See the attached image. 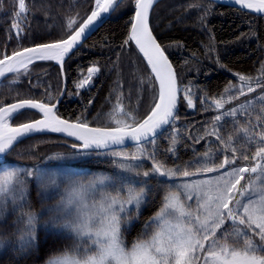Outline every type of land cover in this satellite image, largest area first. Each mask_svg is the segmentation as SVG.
Masks as SVG:
<instances>
[{
    "label": "snow or ice",
    "instance_id": "snow-or-ice-1",
    "mask_svg": "<svg viewBox=\"0 0 264 264\" xmlns=\"http://www.w3.org/2000/svg\"><path fill=\"white\" fill-rule=\"evenodd\" d=\"M133 2L134 14L128 21L124 44L135 43L154 74V81L159 83L154 106L142 120L137 121L134 113L124 109L120 97L110 113L109 123L115 126L107 127H90L80 117L76 122L62 119L56 112L57 105L51 102L0 101V219L17 213L14 223L18 225L14 240L0 236V256L11 246L18 261L35 254L52 235L65 236L73 244L49 256L45 264H264V85L256 79L261 95L227 110L226 105L256 91L251 86L254 78L237 74L239 85L230 82L216 97L207 94L199 97L205 111L218 110L219 114L203 129V135L190 134L188 138L199 144L214 136L219 143L215 148L209 147L202 154L194 155L185 162L183 171L179 165L166 167L164 161L157 159L156 151L150 152L144 145L150 144L155 149L156 137L163 128L178 121L176 113L181 91L188 107H194L193 92L187 87L180 88L165 48L153 35L150 13L157 0ZM234 3L242 9L264 13V0H234ZM119 4L120 0H93L86 19L79 23L69 18L61 38L14 50L11 54L7 51L0 54V77L21 70L26 72L35 61L53 60L63 67L65 58ZM17 8L10 30H15L19 38L28 11L26 0H17ZM99 71V67L90 66L87 75L76 84L77 89L90 86ZM232 92L237 95H229ZM256 102L261 105L260 114L253 122L250 109ZM26 110H36L40 118L16 126L9 123ZM116 116L125 119H116ZM238 116L249 117L247 125L237 129L243 133L239 144L236 136L230 134L225 138L218 127L225 117ZM42 131L66 133L82 142L73 145L79 149L70 158L73 160H87L93 150L122 145L128 139L136 142V152L113 151L110 155L121 157L123 161L151 160L152 165L141 173L138 169L142 164L113 160L122 173H133L131 178L122 174L87 173L60 176L38 166H10V162L4 160L15 143ZM177 144L174 127L166 151L174 154ZM194 163L195 170H189ZM157 176L180 177L183 183L169 184L160 209L145 222L144 231L128 247L123 234L138 219L152 190L149 180ZM32 182L41 199L50 200L57 195L59 199L52 205L42 206L39 212L32 210L29 202ZM133 208L135 215H132ZM46 214L48 218L41 222L40 218ZM41 228L45 233L43 241L39 235ZM149 228H152L150 235Z\"/></svg>",
    "mask_w": 264,
    "mask_h": 264
},
{
    "label": "trees",
    "instance_id": "trees-1",
    "mask_svg": "<svg viewBox=\"0 0 264 264\" xmlns=\"http://www.w3.org/2000/svg\"><path fill=\"white\" fill-rule=\"evenodd\" d=\"M92 3L93 0H26L28 11L21 25L23 33L18 38L15 30H10L14 13L18 10L17 0H0V54L5 51L10 54L31 44L61 38L69 18L81 23L91 12ZM133 12V0H123L112 16L65 60L66 90L56 108L59 116L75 121L80 117L82 122L89 125L107 127L115 126L114 123L110 125L109 121L110 113L117 104V97L121 98L120 103L127 112L134 113L137 121L142 120L154 106L153 100L157 97L156 82L132 44H124L128 34V21ZM79 23L76 24L77 27ZM150 27L176 69L180 88L192 90L194 107H188L181 91L176 113L178 121L156 137L155 149L148 144L147 150H155L157 159L164 161L166 167L179 165L183 171L185 162L192 160L194 155L202 154L209 147L215 148L219 143L214 136L199 144H194L188 138L190 134L193 137L203 135V129L219 114L218 110L205 111L199 97L205 94L216 97L223 93L230 82L239 85L237 74L254 78L251 86L256 91L226 105L225 109L261 93L255 80L259 79L264 85V17L209 0H158L151 9ZM93 65L99 67L100 71L93 76L90 86L77 89L76 84L87 75V69ZM61 88L59 68L51 61H37L29 65L26 72L21 70L11 74L0 84V101L11 103L17 99H36L53 103ZM259 107L250 109L253 122ZM36 117V112L26 110L17 115L12 123L18 124ZM238 117L235 118L237 128L246 126L249 117ZM115 118L125 119L122 116ZM233 121L232 117H225L218 125L225 138L233 135ZM174 127L178 134V144L172 154L166 149L171 144ZM241 141L242 138L237 139L238 144ZM64 142L70 141L54 134L28 137L16 143L4 156V160L27 166L45 163L49 154L69 150ZM114 160L117 163L123 162ZM135 164L143 165L138 169L142 173L151 167L152 161L140 160ZM73 165L88 175L134 176L133 173H122L113 164V159L109 158L91 156L87 160L73 162ZM195 167L194 163L189 170L194 171ZM180 180L166 181L160 176L149 180L152 190L147 202L140 209L132 228L123 234L128 247L144 231L145 222L160 209L169 184ZM61 189L63 190V185ZM57 199L59 195L50 200L41 199L36 184H30L29 202L32 210L39 212L42 206L52 205ZM135 213L133 208L132 215ZM16 216L17 213H12L0 219V236L15 239V235H18V225L14 223ZM47 218L46 214L40 220L42 222ZM151 231L152 228H149L148 235ZM39 235L43 241L45 233L42 228ZM72 244L73 241L65 236L57 238L49 235L47 242L42 243L35 254L18 261L15 259L17 254L9 246L0 256V264H45L49 256Z\"/></svg>",
    "mask_w": 264,
    "mask_h": 264
},
{
    "label": "rangeland",
    "instance_id": "rangeland-1",
    "mask_svg": "<svg viewBox=\"0 0 264 264\" xmlns=\"http://www.w3.org/2000/svg\"><path fill=\"white\" fill-rule=\"evenodd\" d=\"M16 73V72H14ZM13 73V74H14ZM9 77V76H8ZM82 80V79H81ZM181 94V93H180ZM229 95H237V93L235 92H232V93H229ZM260 94H257V95H254L252 96L249 100H255V97H258L260 96ZM181 100V98H180ZM14 102V101H13ZM245 102H241V103H234L233 105H230L228 106L225 110L229 109V108H232V107H236L238 104H244ZM261 106L259 102H256L254 103L253 105V109H255L256 107H259ZM252 109V110H253ZM260 109V107H259ZM257 115L260 114L259 110H257ZM256 114V113H255ZM239 118V117H238ZM234 119V118H233ZM237 119H234L233 121V125H234V129H233V135L236 136L237 138H242V141H243V133L242 132H238L237 129V125L235 124V121ZM131 123V122H129ZM13 123L11 122V125ZM19 124V123H18ZM13 125H16V124H13ZM134 126V125H133ZM170 126V125H169ZM98 127V126H97ZM169 128V127H168ZM167 128V129H168ZM166 129V130H167ZM165 130V131H166ZM164 131V132H165ZM163 132V133H164ZM162 133V134H163ZM162 134H160L159 136H161ZM158 137V136H157ZM241 141V142H242ZM144 147L146 149H148V145H144ZM113 151H119V152H124V153H134L136 152V145L134 146H131V147H127V148H117V149H112V150H107V151H103V152H100V153H103L101 155H97V152H92V156H97V157H100V158H109V159H116V160H121V157H113L110 155L111 152ZM78 151H75V150H72L69 148V150L65 151V150H60V151H55L51 154H49L46 159H45V163H40V164H34V165H23V164H20L18 162H10V166L11 165H16V166H19V167H23V168H33L34 166H38L40 169L44 170V171H47V172H50V173H55L57 175H60V176H69V175H74L76 173H79V174H82L84 172H81L80 169H78V167L74 166L73 165V162H76V161H82V160H73V159H70L72 156H74ZM222 158V157H221ZM143 160V159H142ZM8 162V161H7ZM123 162H128V161H123ZM129 163H132V164H135L136 161H129ZM202 177H193V179H201ZM180 183H183V179H181L180 181L174 183V184H180ZM98 198V197H97ZM193 204V206L195 205V201L193 200L191 202ZM136 210V209H135Z\"/></svg>",
    "mask_w": 264,
    "mask_h": 264
},
{
    "label": "water",
    "instance_id": "water-1",
    "mask_svg": "<svg viewBox=\"0 0 264 264\" xmlns=\"http://www.w3.org/2000/svg\"><path fill=\"white\" fill-rule=\"evenodd\" d=\"M123 0H120V4H121V2H122ZM158 1V0H157ZM209 1H212V2H215V3H218V4H223V5H227V6H230V7H233V8H237V9H240V10H242V11H244V12H247V13H249V14H253V15H256V16H262V17H264V13H256L254 10H251V9H242L239 5H237V4H235L234 3V0H209ZM119 4V5H120ZM119 5H117V7H116V9L118 8V6ZM114 13V11L111 13V15L108 17V18H106V19H104L103 20V22H101L96 28H95V30H93V31H91L90 32V34H88L87 36H86V38H84V39H82V42H80L79 44H78V46H76L75 48H74V50L71 52V54L94 32V31H96L102 24H104L111 16H112V14ZM90 14V13H89ZM133 14H134V12H133ZM87 17V16H86ZM86 19V18H85ZM83 22V21H82ZM81 22V23H82ZM153 35L155 36V34L153 33ZM157 38V37H156ZM157 41H158V39H157ZM46 42H49V41H46ZM159 42V41H158ZM40 43H45V42H40ZM160 43V42H159ZM36 44H39V43H35V44H31V45H28V46H25V47H33V46H35ZM132 44V46L135 48V50L137 51V53L140 55V57L142 58V60L144 61V63L146 64V66H147V68L149 69V71H150V73H151V69H150V67L147 65V61H146V59L143 57V54L142 53H139V50H138V48L136 47V45H135V43L133 42V43H131ZM162 46V45H161ZM25 47H22V48H25ZM163 47V46H162ZM22 48H20V49H22ZM20 49H18V50H20ZM11 54V53H10ZM70 54V55H71ZM165 54L168 56V54H167V52H166V50H165ZM70 55H68L66 58H65V60L70 56ZM168 59H169V62L172 64V66H173V69H174V71H175V73H176V69H175V67H174V65H173V63H172V61H171V59H170V57L168 56ZM65 60H64V62H65ZM46 61H51L54 65H56L58 68H59V70H60V74H61V78H62V88H61V91H60V93H59V95H58V97H57V99L53 102V104H56L57 105V107H58V105H59V103H60V101H61V99L63 98V95H64V93H65V90H66V80H65V75H64V62H63V67H61V64L60 63H58L57 61H53V60H46ZM35 62H37V61H35ZM14 72H11V73H6L3 77H0V84L8 77V76H10L11 74H13ZM151 75L153 76V78H154V74H152L151 73ZM176 77H177V73H176ZM177 81H178V79H177ZM156 86H157V96H158V90H159V83L158 82H156ZM180 98H181V94L179 93V102H178V106H177V110H178V108H179V104H180ZM14 102H16V101H14ZM14 102H11V103H14ZM31 111H34V112H36L37 114H38V112L36 111V110H31ZM39 115V114H38ZM61 117V116H60ZM40 118V115L37 117V118H35V119H39ZM62 119H66V118H64V117H61ZM66 120H70V119H66ZM70 121H73V122H76L75 120H70ZM11 122H12V120H10L9 121V123L11 124ZM27 122V121H26ZM17 125V124H16ZM16 125H13L12 124V126H16ZM90 127H97V126H92V125H89ZM169 127V125L168 126H165L164 128H163V130L160 132V134H162L167 128ZM44 134H54V135H58V136H61L62 138H64V139H67V140H69L70 142H64L70 149H72V150H75V151H79V149L78 148H73V145L74 144H80V143H82V142H80V141H77L74 137H69V136H67V134L66 133H54V132H51V131H42V132H38V133H34V134H31V135H28L26 138H28V137H32V136H35V135H44ZM159 134V135H160ZM158 135V136H159ZM23 139H25V138H23ZM22 139V140H23ZM21 141V140H20ZM16 144V143H15ZM134 145H136V142H134V141H131V140H128V139H126V141H125V143L124 144H122V145H112V146H110L109 148H107V149H100V150H93V152H103V151H107V150H112V149H117V148H127V147H131V146H134ZM164 180H166V181H176V180H179V179H182V178H180V177H176V178H174V179H170V178H168V177H162Z\"/></svg>",
    "mask_w": 264,
    "mask_h": 264
}]
</instances>
